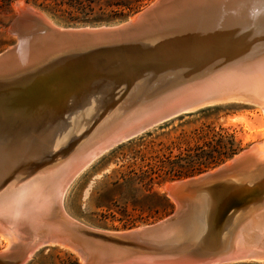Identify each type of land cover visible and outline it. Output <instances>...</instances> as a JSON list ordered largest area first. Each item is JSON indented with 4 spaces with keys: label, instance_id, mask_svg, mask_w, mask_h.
Masks as SVG:
<instances>
[{
    "label": "water",
    "instance_id": "95a60500",
    "mask_svg": "<svg viewBox=\"0 0 264 264\" xmlns=\"http://www.w3.org/2000/svg\"><path fill=\"white\" fill-rule=\"evenodd\" d=\"M263 26L264 0H154L120 24L79 28L19 5L8 28L15 42L0 52V236L11 242L0 264H24L51 243L77 255L74 264L264 261V251L236 244L248 214L264 211V190L228 186L251 146L212 171L167 183L174 210L149 225L105 232L63 208L74 179L113 148L207 107L255 104L264 39L254 34ZM50 128L61 135L58 149L18 165L16 146ZM50 166L53 217L45 220L30 178Z\"/></svg>",
    "mask_w": 264,
    "mask_h": 264
},
{
    "label": "rangeland",
    "instance_id": "374dc122",
    "mask_svg": "<svg viewBox=\"0 0 264 264\" xmlns=\"http://www.w3.org/2000/svg\"><path fill=\"white\" fill-rule=\"evenodd\" d=\"M153 1L144 0L140 8L129 16L113 17L92 23L68 21L58 13L52 14L50 9L44 10L32 4L17 1L12 6V12L0 17L2 24L6 25L0 27V34L3 33L0 39L5 42L0 52L15 42V38L8 33V28L17 14L19 5L34 7L57 26L79 28L120 24ZM259 110L258 105L252 103H227L207 107L170 120L130 142L113 148L74 179L63 198L64 212L84 226L105 232L125 231L164 219L174 210L173 202L166 196L163 189L165 185L177 179L195 177L212 171L248 148L251 143L245 141V135L251 128L257 129L261 124L260 116L258 117ZM255 117L258 118L255 120ZM47 130L43 129L42 132L39 130L37 135L41 134L42 137L52 139L53 136L50 135L52 131ZM202 133L214 139L221 138L223 141L232 139L236 148L235 154L223 163L200 173L167 181L154 175L153 172H157L167 160H175L189 152H194L197 142L192 141L191 138ZM27 137L29 138L30 135ZM197 145L200 147L199 143ZM19 147L18 150L21 151L19 154H23L22 157H24L22 162L32 157L34 151H30L31 146ZM44 149L46 150L42 147L39 152ZM168 204L171 207H168ZM249 214L248 222H245L246 227L242 232L240 231L236 240L244 247L253 246L263 250L264 211L259 209ZM4 238L0 237V252L5 246ZM78 261L74 253L50 244L36 250L24 264H74ZM234 264H264V261Z\"/></svg>",
    "mask_w": 264,
    "mask_h": 264
},
{
    "label": "trees",
    "instance_id": "16d2710c",
    "mask_svg": "<svg viewBox=\"0 0 264 264\" xmlns=\"http://www.w3.org/2000/svg\"><path fill=\"white\" fill-rule=\"evenodd\" d=\"M17 1H23L44 10L50 9L52 14L58 13L68 21L81 23L98 22L113 17H126L136 12L144 2V0H0V17L12 12V6ZM4 26L6 25L2 24L0 20V27ZM0 36H3V33ZM4 44L5 42L0 39V50ZM191 139L197 142L195 151L175 160H167L157 172H153L157 178L161 177L167 181L200 173L223 163L236 152L232 139L223 141L221 138L214 139L204 133ZM198 143L200 147L197 145ZM167 206L171 207L169 204Z\"/></svg>",
    "mask_w": 264,
    "mask_h": 264
},
{
    "label": "bare ground",
    "instance_id": "6f19581e",
    "mask_svg": "<svg viewBox=\"0 0 264 264\" xmlns=\"http://www.w3.org/2000/svg\"><path fill=\"white\" fill-rule=\"evenodd\" d=\"M255 32H254L255 33L254 36L264 39V26L256 28ZM262 55H264V52ZM258 69L259 71H261L260 72V85L258 88L259 90L256 89V92H253V93L256 94V97H254L256 101L254 103L258 105V107L260 108L258 117L260 116L259 121H261V124L258 126L257 129L254 128L253 130L251 128L252 125L249 126L251 129L249 128L250 129L249 132L245 135V138H246L245 141L251 143L249 145L251 146L249 150V154L244 156L243 158H241L240 160L236 162V164L234 165V170L232 171L231 176H230L231 181H229L228 183V186H230L231 188L236 189V190L238 189L239 191L243 190V192L245 193L247 192V189L250 187L259 188V190L261 191L264 190V62H261L258 65ZM256 86H258V84ZM80 117L81 115H78V118ZM257 118L255 117L254 119L256 120ZM106 122H108V118H105V120H103L101 124H97L95 126L94 131L89 133L79 145L83 146V149L87 150L86 146L88 147L92 143V141H94L95 136L101 130V126H103ZM39 130H41V132L43 131V129H39ZM50 131L54 132L53 128H50ZM40 135L41 134L37 135L33 144L29 143V146H31L30 151L32 150L34 151L32 157L30 158L31 160L38 161L42 159L43 157H46L51 151H55L56 149H58V147L60 146L59 144L61 140V135L59 132L52 134L53 136L52 139L51 138L49 139V137L45 138V136L42 137V135L41 136ZM22 142L20 143V145L16 146L15 149H20L19 146L21 145L23 146ZM42 147H45L46 150L44 149L43 151L39 152V150ZM20 152L18 150L16 153V156L19 157L18 165L22 164L21 158H24L22 157L23 154L20 155L21 154ZM237 157L238 156H235L234 158H237ZM56 163H58L59 167L62 165H65L64 164L65 162L63 163L56 162ZM30 180H31L30 182L33 183V186L35 188V190L32 188V192H33L32 195H35L38 201L37 211L38 212L40 211L41 217L45 218V220H47L46 219L48 218L47 216L53 217L52 209L50 207L51 205L50 203L52 202V199H53L52 185L54 183V175L52 173V166L48 167L47 169L41 170L35 176L30 178ZM163 189H166V186ZM42 206L44 207L42 208ZM257 211H254V212H257ZM246 222H248V220ZM4 240H5V246L3 247V250L0 253H7V251L9 250V246L11 243L10 239L6 237L4 238ZM236 244L243 246V244L238 243L237 240H236ZM259 251L263 252L264 249L259 250ZM250 261L251 260H245L241 262H250Z\"/></svg>",
    "mask_w": 264,
    "mask_h": 264
}]
</instances>
